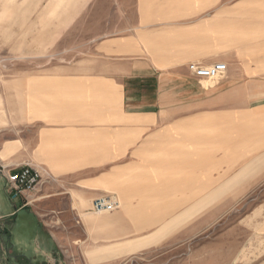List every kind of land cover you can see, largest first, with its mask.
I'll return each instance as SVG.
<instances>
[{"label":"rangeland","instance_id":"rangeland-1","mask_svg":"<svg viewBox=\"0 0 264 264\" xmlns=\"http://www.w3.org/2000/svg\"><path fill=\"white\" fill-rule=\"evenodd\" d=\"M196 1L188 6L187 0H0V121H23L25 81L35 82L64 66L78 65L83 72L89 64L112 66L98 62L104 58L123 63L130 59L103 57L97 48L103 39L138 33L144 52L131 59L159 62L151 63L156 69L150 75H120L126 90L123 111L100 104L99 95L65 90L60 98L48 96L49 117L40 119L39 88H28L32 123L25 129L26 138H38L41 125L54 126V119L64 131L48 138H187V161L177 166L187 162L186 171L181 170L187 190L178 189L175 197L187 194V205L209 203L187 206V222L151 242L164 231V222L137 223L133 229L131 215L151 219L152 208L143 204L125 209L120 193L106 192L102 195L117 197L120 206L103 212L91 206L86 212L97 217L122 212L126 224L120 226L130 228L126 234L112 230L111 240L99 241L93 238L99 231L88 230L81 215L70 217L56 225L60 245L41 259L43 264H264V167L246 171L238 165L264 153V88L252 85L264 82V61H247L264 60V0ZM124 20L127 31L110 28ZM187 53L193 55L190 62L223 61L228 70L210 81L195 77L190 62L162 60L187 58ZM94 58L95 63H88ZM232 69L240 74L245 70L248 78L240 82L249 84L239 83L234 92L229 85L222 90ZM218 96L223 98L216 102ZM255 104L261 109H230ZM216 186L223 192H212ZM167 198L160 201L159 214L170 210ZM26 212L10 232L29 242L34 222L31 216L24 218ZM149 241L134 252L123 250ZM8 243L0 233V264H16L5 253Z\"/></svg>","mask_w":264,"mask_h":264},{"label":"crops","instance_id":"crops-1","mask_svg":"<svg viewBox=\"0 0 264 264\" xmlns=\"http://www.w3.org/2000/svg\"><path fill=\"white\" fill-rule=\"evenodd\" d=\"M191 1L187 0L188 6ZM199 1L201 0L196 2ZM127 22L128 20H124L118 26L114 24L110 28L121 32L127 31ZM140 42L138 33L135 37L121 34L103 39L97 48L100 55L109 58L127 56L130 60L122 63L111 62L108 58H104L98 62L112 64V66L89 64L86 72L80 71L78 65L64 66L61 69L49 71L35 82L25 81L24 95L27 108L23 121L18 123L16 119L0 121V233L3 235L4 229L10 231L11 225L15 228L20 220V213L26 211L24 218L31 216L30 220L34 222V239L29 240L30 243L16 236L14 231L7 237L10 247L5 250V253L9 258L12 257L16 264H43L42 260H45L44 257L47 254L56 253L61 241L58 234L59 227L57 228L56 225L60 222L66 223L70 217L77 219L81 215L80 218L88 230L99 231L93 236L99 241L111 240L112 230H116L114 232L117 235L126 234L130 228L126 225L120 226L126 224L122 218V212L102 217L86 212L90 210L93 201L106 192L120 193L125 201V209L143 204L152 208L151 219L143 218L142 214L136 213V209V214L131 215L133 229H138L137 223L159 225L164 222V231L156 233L151 242L159 241L164 234L186 223L187 206L209 204L196 202L187 205V194L183 198L175 197L178 189L187 190V177L184 175L183 179L181 178V170L186 171L187 162L182 168L181 166L177 168L181 163L180 160L187 161V138H48L49 135L61 134L64 131L62 127H59V120L56 119L52 120L55 123L54 126L41 125L38 138H26L25 129L32 123L29 114L32 105L30 103V110H28L27 103L28 88L31 91L39 88L37 90L39 92H35L40 95V119L49 117L48 96L54 94L56 98H60L65 90L74 95L85 93L99 95L100 104H112L123 111L126 90L124 82L120 81V75H150L156 69L151 63L159 62L158 58L136 61L131 59L143 54L144 44ZM192 56L191 53H187V58L171 56L162 60L188 63L192 60ZM95 61H97L95 58L88 59V63H95ZM247 61L251 63L264 60ZM247 76L245 70L240 74V71L236 72L232 69L227 81H224L220 88L223 90L229 85L234 92L238 90L236 88L240 86L239 83L245 86L249 84L240 82L246 80ZM252 85L264 88V82L258 84L254 81ZM222 98L223 96H218L215 101L218 102L217 100ZM230 109L252 111L259 110L261 107L259 105H250L247 108L232 106ZM104 117H111V115L105 114ZM21 131L23 135L20 134ZM26 163L42 169L44 174L37 168L43 175V184L36 192L13 200L7 190V176ZM238 165L246 171L255 167L263 168L264 153L250 155L239 161ZM125 182L127 185L124 186ZM179 184H185V188H178ZM201 189L205 190L206 187ZM213 189L212 192H223V187L216 186ZM31 195L34 196L33 203L29 201ZM165 196L171 200L172 203L167 204L171 208L165 214H159L160 201ZM16 204H19V207ZM70 209L74 211V214H69ZM112 223L116 226L114 227ZM147 244H150V241L136 242L127 245V248L123 250L134 252ZM13 248L17 249L18 254L13 251Z\"/></svg>","mask_w":264,"mask_h":264},{"label":"built area","instance_id":"built-area-1","mask_svg":"<svg viewBox=\"0 0 264 264\" xmlns=\"http://www.w3.org/2000/svg\"><path fill=\"white\" fill-rule=\"evenodd\" d=\"M189 71L197 78L216 81L228 70V66L223 61L210 64L191 62ZM42 173L29 163H26L7 176V190L13 200L26 197L27 194L36 192L43 184ZM120 206L117 197L109 194L97 197L92 204L95 212L113 211Z\"/></svg>","mask_w":264,"mask_h":264},{"label":"trees","instance_id":"trees-1","mask_svg":"<svg viewBox=\"0 0 264 264\" xmlns=\"http://www.w3.org/2000/svg\"><path fill=\"white\" fill-rule=\"evenodd\" d=\"M3 234H5V235L8 237V235L10 234V231L7 230V229H4V230H3Z\"/></svg>","mask_w":264,"mask_h":264}]
</instances>
